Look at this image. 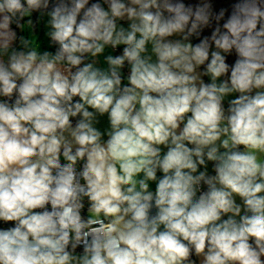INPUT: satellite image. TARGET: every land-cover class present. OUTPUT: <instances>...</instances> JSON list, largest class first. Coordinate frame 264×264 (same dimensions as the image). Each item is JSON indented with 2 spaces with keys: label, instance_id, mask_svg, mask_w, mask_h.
I'll return each instance as SVG.
<instances>
[{
  "label": "clouds",
  "instance_id": "clouds-1",
  "mask_svg": "<svg viewBox=\"0 0 264 264\" xmlns=\"http://www.w3.org/2000/svg\"><path fill=\"white\" fill-rule=\"evenodd\" d=\"M0 221V264H264V0H0Z\"/></svg>",
  "mask_w": 264,
  "mask_h": 264
},
{
  "label": "crops",
  "instance_id": "crops-1",
  "mask_svg": "<svg viewBox=\"0 0 264 264\" xmlns=\"http://www.w3.org/2000/svg\"><path fill=\"white\" fill-rule=\"evenodd\" d=\"M121 48H122V47H121ZM120 50H121V49H120ZM108 52L111 53L112 50L109 49ZM113 54H115V53H113ZM100 60H101V64H100V66H101V67H106V65L103 63V57H101ZM124 72H125V75L128 74V69H127V67L125 68ZM204 79H205L206 82H210L209 78L205 77ZM226 103H227V101H226ZM100 121H101V122H100L99 125H97V127H99V128L103 131L104 129H106V128L108 127L107 117L105 116V117L100 118ZM106 138H107V137H105V139H106ZM61 161H63V157H61ZM201 170H203V169H201ZM208 172H209L210 174H214L213 171H212V163H211V162H209V164H208ZM158 175H161V174L158 173ZM150 189L153 190V191L155 190V184H154V183L150 184ZM238 202H239V200H238ZM194 259H197V264H199V262H198V258L195 257Z\"/></svg>",
  "mask_w": 264,
  "mask_h": 264
},
{
  "label": "trees",
  "instance_id": "trees-1",
  "mask_svg": "<svg viewBox=\"0 0 264 264\" xmlns=\"http://www.w3.org/2000/svg\"><path fill=\"white\" fill-rule=\"evenodd\" d=\"M90 2H94V0H90ZM191 2H195V0H191ZM234 2V0H213V3L215 4L216 8H219V7H226L228 6L230 3ZM210 29H205L204 32H203V35H210ZM193 42H198L196 41L195 39L193 40ZM235 59V56H229L228 57V62L229 63H232ZM225 107H227V103L225 102ZM195 258V257H193Z\"/></svg>",
  "mask_w": 264,
  "mask_h": 264
},
{
  "label": "built area",
  "instance_id": "built-area-1",
  "mask_svg": "<svg viewBox=\"0 0 264 264\" xmlns=\"http://www.w3.org/2000/svg\"><path fill=\"white\" fill-rule=\"evenodd\" d=\"M120 51L122 52V48ZM76 119H78V118H73V123H75ZM61 162L64 163L65 161H61ZM81 167H82V162H78L77 170L79 171ZM49 210H50V206H49ZM37 211H39V210H37ZM8 226H11V222H9V224H5L4 222L0 221V228H5Z\"/></svg>",
  "mask_w": 264,
  "mask_h": 264
}]
</instances>
